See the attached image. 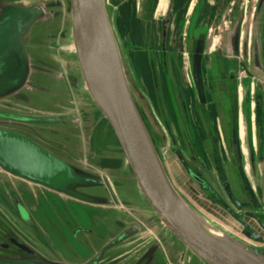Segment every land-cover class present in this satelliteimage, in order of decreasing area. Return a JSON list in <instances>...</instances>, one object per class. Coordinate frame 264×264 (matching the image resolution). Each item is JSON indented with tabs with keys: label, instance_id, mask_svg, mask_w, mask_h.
<instances>
[{
	"label": "flooded vegetation",
	"instance_id": "flooded-vegetation-1",
	"mask_svg": "<svg viewBox=\"0 0 264 264\" xmlns=\"http://www.w3.org/2000/svg\"><path fill=\"white\" fill-rule=\"evenodd\" d=\"M36 1L40 0L13 2ZM165 1L168 14L161 22L156 17L150 22L159 78L164 83L168 116L173 120H167L165 130L186 177L202 195V207L212 213L219 226L241 236L236 240L247 241L264 256V0H257L254 9L246 4L241 11L237 0ZM115 2V8L127 5L133 11L134 7L138 11V6L139 10L153 12L162 9V0ZM224 4L228 9L222 10ZM160 23L161 27L167 23L179 42L174 51L161 47ZM128 25L135 38L143 36L131 23ZM33 29L24 39L33 67L31 78L18 92L0 98V111L54 120L36 123L0 117V127L38 142L77 167L76 175L83 176L82 170L97 178V184H72L69 190L98 201L87 203L40 185V241H44L46 231L53 229L58 237L52 241L70 243L69 264L92 261L124 234L127 238L106 250L98 264H207L176 239L150 209L147 212L146 207L120 198L114 183L117 174L104 172L110 171L104 161L110 145L107 123L97 118L76 64H65L58 58L66 39L64 26L43 38ZM218 35L220 42L210 46L209 40ZM201 36L205 42L201 73L195 76L194 52L199 49L197 41ZM40 47L46 50L44 57L30 55V48ZM159 48L164 51L160 53ZM183 54L188 56L187 64L180 61ZM38 70L40 82L35 76ZM43 77L63 83L64 93L49 109L42 110L40 106V111H29L26 88L40 91L42 96L60 95ZM153 113L157 116L155 109ZM194 138H198L196 148ZM177 150L206 185H200L189 173ZM82 210L89 213L85 220L79 217ZM65 254L56 251L54 256L60 259Z\"/></svg>",
	"mask_w": 264,
	"mask_h": 264
},
{
	"label": "water",
	"instance_id": "water-1",
	"mask_svg": "<svg viewBox=\"0 0 264 264\" xmlns=\"http://www.w3.org/2000/svg\"><path fill=\"white\" fill-rule=\"evenodd\" d=\"M66 4L70 21L63 23L64 3L61 0L49 3L36 1L29 4L0 0V98L18 92L31 78L33 67L24 43L25 37L39 22L61 20L66 31V39L62 46L65 49L71 40L73 41L76 66L78 63L77 68L80 70L84 89L88 92L97 112L103 115L102 118L115 138V143L110 147L114 148L116 153L104 154V161L108 163L110 169L104 172L117 174L114 183L118 186L120 198L127 200L120 194L123 185L121 175L130 171L140 194V198L134 201L136 205L154 211L158 221L207 264H264L261 250L248 245L245 241L236 240L226 229L222 228L226 237L212 234L204 225L205 217L203 218L188 202L166 167L160 150V141H171L164 127L168 120L167 106L162 101H160L162 110L158 109V104L153 106L157 111L155 116L147 97L149 94L141 85L139 87L136 85L135 79L129 73L131 72L129 63L132 66L131 55L136 52L134 48L140 49L137 51L141 52L147 51L142 42L149 40L148 33L152 32V24L147 22L148 28L142 31L143 36L135 38L131 32V25L122 22V9L116 8L114 17L111 11V8L115 9L112 6L114 4L111 5L108 0H67ZM115 4L117 5L116 2ZM157 12L159 15L156 19L159 18L161 22L168 14L166 1ZM160 28L161 47L174 51L179 42L169 32L167 23L162 27L160 23ZM237 32L238 45L240 32L239 30ZM151 42L154 43V38H151ZM204 43L203 36L198 38L199 49L194 52L195 76L197 72L201 73ZM162 51L164 50L160 49V53ZM124 52L128 56V61ZM161 60L163 61V58ZM180 61L187 64L189 61L187 54H183ZM134 90L138 91V96ZM138 103L147 113L151 129ZM257 103L260 111V100ZM0 117L19 118L36 123L54 120L40 116L24 117L6 111H0ZM154 125H158L162 133L158 134ZM172 145L175 154L174 144ZM177 154L196 181L202 186L206 185L184 161L180 150H177ZM0 170L24 182L73 195L87 203H98L93 197L72 194L69 190L72 184L86 186L97 184V178L82 170L83 176L76 175L79 173L77 167L46 150L38 142L4 127H0ZM199 195L202 196L201 193ZM0 201L26 231V235L22 234L14 225L0 220V251L6 253L5 256H0V264H69V260L62 257L57 259L54 256L56 252L50 255L41 249L39 252L30 243L40 241V227L37 224H40V202L36 204L26 193L24 198H21L15 191H12L10 198L4 193L0 194ZM32 204H35V207ZM53 232V229L46 231L44 241H40L39 244L49 247L48 242L55 238L51 237ZM125 238L127 234L117 238L86 264H98L106 250Z\"/></svg>",
	"mask_w": 264,
	"mask_h": 264
},
{
	"label": "rangeland",
	"instance_id": "rangeland-1",
	"mask_svg": "<svg viewBox=\"0 0 264 264\" xmlns=\"http://www.w3.org/2000/svg\"><path fill=\"white\" fill-rule=\"evenodd\" d=\"M9 2H13V1H17V0H8ZM31 1V0H26ZM51 1H55V0H40V2L43 3H49ZM63 1L64 5L62 6V10L64 12L63 14V23H67L68 20L70 21V14L68 11V5L66 3L67 0H61ZM109 3L112 5L115 4V0H108ZM238 1V6L237 9L238 11L241 10H245V5L247 4L249 7V9H254L257 5V0H250L249 2H247L246 0H237ZM244 3V4H243ZM240 5V6H239ZM115 6H117L115 4ZM225 4L222 6V10H224L225 8ZM252 7V8H251ZM115 8V7H114ZM227 8V7H226ZM228 9V8H227ZM116 10L111 8L112 14L115 17L116 16V12L114 11ZM58 11V10H56ZM222 12V11H221ZM213 13V12H212ZM209 15V13L207 14V16ZM213 17L216 16L215 12L212 15ZM263 16H264V12H263ZM247 16V20H248ZM62 23L61 20H54V21H42L39 22L36 27H34L33 29V33H37L40 32V38H43L42 36H45L47 33L49 32H54L57 31V29H60L62 27ZM149 36V40L142 42V46L147 49V52H141V51H137L140 50L138 48H134V50L136 52H133L131 57H132V66L129 63L131 72L129 71V73L132 74V78H134V82L136 83V85H138V87L141 85L143 87V89L150 95H147L148 100L150 105L153 106H157L158 104V109L162 110V105H160V101H162V103L164 102L167 106V108H169V105L166 102V97L165 94L163 93V81L159 78V76H161L159 70H158V63H157V53L155 52V50L153 49V47L155 48L154 43L151 42V38H153V33L149 32L148 33ZM220 38L219 35L218 37H214L211 38L209 40V44L210 46L216 45L220 42ZM68 43V42H67ZM152 43V44H151ZM30 55L32 54L33 56H35L36 58L40 59V55L42 57H44L46 55V50H44L43 48L40 47L39 48H30L29 49ZM140 52V54L138 53ZM124 56L126 58V60L128 61V56L127 54L124 52ZM147 54V55H146ZM58 58L63 62H69L72 65L76 64V52H75V48L73 45V41L71 40V42L66 46V48L63 50V52H61L60 55H58ZM66 64V63H65ZM77 67H78V63H77ZM40 70H38L35 73L36 76V81L40 82ZM157 73V74H156ZM131 78V75H130ZM44 80V82H46L47 84L51 85L53 88L56 89V93L55 94H60L58 95H51V96H42L40 95V91H35V90H30L28 88L25 89V93L28 95L29 97V102L28 103V108L29 111H33V110H39L40 111V106H42V110H47L49 109L54 102H56L64 93V86L63 83H59L57 82L55 79H50L47 77H43L42 78ZM132 84V88L134 89V85L131 81ZM135 94L138 96V91L134 90ZM85 92V91H84ZM87 95L88 92L86 91ZM146 93V94H147ZM152 98V99H151ZM155 104V105H154ZM92 108L94 110H96L95 105L91 104ZM139 109L141 111V113L144 116V119L147 123V125L149 126V128L151 129L150 126V121H149V117L147 116V113L144 111V109L142 108L141 104L138 103ZM167 111V115L166 117H168L169 120H171V122H173V120L171 118H169L170 116V112ZM162 114V113H160ZM97 118H102V114L99 112H96ZM169 115V116H168ZM152 120H154V118L151 117ZM159 119V118H158ZM95 123V121H94ZM107 126V125H106ZM155 128L157 129V133H162L160 128H158V125H154ZM99 130V128L97 129V131ZM176 130V129H175ZM159 131V132H158ZM199 138V137H198ZM198 138H194L192 139V142H195L194 148H196L198 145V143L196 142V140ZM107 141L109 142V144H114L115 143V138L113 136L112 131L110 130L109 126H108V134H107ZM184 143V141H183ZM109 145L108 153H116L114 152V148H111ZM172 143L171 141H167V140H161L160 141V150L162 152V156L164 159V162L166 164V167L172 177V179L174 180L175 184L178 186V188L180 189V191L183 193V195L186 197V199L188 200V202L193 206V208L198 211L200 213L201 216H203V218L208 221L213 223L216 226H219L217 221L214 219V216L212 215V213H210L208 210L204 209L202 207V199H200V192H198V188L191 182L188 180V178L186 177L183 169L181 168L180 164L178 163V161L176 160V156L173 153V147H172ZM185 147H187V144L185 142ZM122 178V188L120 189V194L125 197L126 199L132 200L133 202L137 199L140 198V194L139 191L136 187V183L134 180V177L132 176V174L130 173V171L126 172L124 175H121ZM12 187V188H11ZM12 191H15L21 198H24V193H26L29 196V199L33 200L35 203L40 202V198L42 196V192L43 189L40 188V186L32 184V183H27L24 182L18 178H15L13 176L8 175L7 173L3 172L2 170H0V194L4 193V195L6 194V196L8 198H10V194L12 193ZM146 202V201H145ZM36 203V204H37ZM147 203V202H146ZM32 206L35 207V204H32ZM143 210V209H142ZM145 211L149 212L150 210L148 208L145 209ZM153 215H156V213L153 211L152 212ZM87 215H89L87 210H82L80 211L79 217L82 218V220L87 219ZM0 220L2 221H6L8 222L10 225H14V228L17 229V231L21 232L22 234L24 233L26 235V231L23 229L22 226H20V224L18 223V221L15 219L14 216H12V214H10L9 210L1 203L0 201ZM38 224V227H40V224ZM221 226H219L217 229H219ZM215 228V227H214ZM222 230V227L219 229ZM228 233L234 235L237 238H240L241 236L238 234H234L233 232L227 230ZM55 234V232H54ZM52 233L51 237H55ZM58 236L56 235L55 238H57ZM246 243H248L247 241H245ZM30 243L40 252L41 251L47 253L48 255H50L52 252H58L61 251L62 253H66L65 256H63L62 258H64V260H69V256L67 254H69L70 252V243L69 242H64V241H50L48 242L49 244H47L49 247L47 246H43L42 244H39L40 241H30ZM45 243V242H44ZM249 244V243H248ZM41 247V248H40ZM6 253L0 251V256H5Z\"/></svg>",
	"mask_w": 264,
	"mask_h": 264
},
{
	"label": "crops",
	"instance_id": "crops-1",
	"mask_svg": "<svg viewBox=\"0 0 264 264\" xmlns=\"http://www.w3.org/2000/svg\"><path fill=\"white\" fill-rule=\"evenodd\" d=\"M164 3H165V0H162L161 5L163 6ZM122 12H123L122 21L124 22V24L126 23L128 25L131 23L132 28L134 30L136 29L139 32H142L143 30H147V28H148L147 22L154 21V18L159 15L157 10L154 12H153V10L149 11L147 8L139 10V6H138V11H135V7H134V11H133L127 5H125V6L123 5ZM139 35H141V34H139Z\"/></svg>",
	"mask_w": 264,
	"mask_h": 264
},
{
	"label": "bare ground",
	"instance_id": "bare-ground-1",
	"mask_svg": "<svg viewBox=\"0 0 264 264\" xmlns=\"http://www.w3.org/2000/svg\"><path fill=\"white\" fill-rule=\"evenodd\" d=\"M203 222H204V225L206 226V228L212 233V234H214V235H216V236H218V237H226L225 235H226V233L224 232V231H222V230H219V229H217L219 226H216V225H214L213 223H211V222H208V221H206V220H203ZM215 227V228H214ZM230 234V233H229ZM231 236H234V235H232V234H230ZM235 237V236H234ZM236 238V237H235Z\"/></svg>",
	"mask_w": 264,
	"mask_h": 264
}]
</instances>
